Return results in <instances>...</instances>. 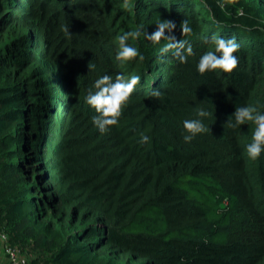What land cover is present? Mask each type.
I'll use <instances>...</instances> for the list:
<instances>
[{
    "label": "trees",
    "instance_id": "16d2710c",
    "mask_svg": "<svg viewBox=\"0 0 264 264\" xmlns=\"http://www.w3.org/2000/svg\"><path fill=\"white\" fill-rule=\"evenodd\" d=\"M124 2L0 0L3 247L24 264H264V151L247 155L253 123L226 125L237 106L264 114V0ZM161 20L187 63L145 38ZM136 30L143 61L116 60ZM214 35L236 40L239 64L201 75ZM106 74L141 80L101 134L85 97ZM186 119L206 131L186 142Z\"/></svg>",
    "mask_w": 264,
    "mask_h": 264
},
{
    "label": "clouds",
    "instance_id": "9594fccd",
    "mask_svg": "<svg viewBox=\"0 0 264 264\" xmlns=\"http://www.w3.org/2000/svg\"><path fill=\"white\" fill-rule=\"evenodd\" d=\"M127 0L124 2V7H127ZM176 28L175 22L171 20H161L156 24V30L151 34L146 33L145 38L152 44H159L162 40L167 43L160 49L161 53L171 51L173 56L181 63H187L188 56L193 54V49L187 40L180 39L177 41L174 35H171ZM182 36L190 35L191 27L187 20L182 21L181 25ZM169 33V35H166ZM141 31H129L118 36V50L116 60L127 62L139 58L143 61L136 47L131 46L129 39L136 40L141 36ZM211 44L214 45V51H207L201 55L197 63V71L203 75L206 72L221 70L224 73L233 72L239 64V60L234 53L239 50L240 45L233 39H224L223 37L212 36ZM139 75H131L125 77L122 74H117L115 80L111 75H103L94 82L95 91H89L85 97V102L95 109L96 116L92 117V123L101 132L106 133L111 127L116 126L119 118L122 115L123 106L129 101L132 93L136 90V86L140 83ZM151 95L160 97L159 90H153ZM196 114L200 118L212 116V113L203 109L197 108ZM246 122H251L255 125L252 132L251 142L246 146V152L250 159L256 160L264 151V114L260 113L256 107L252 105L237 106L235 112L229 117L227 127L236 129ZM184 129L190 133V136H185V141H190L191 137L206 131L202 119H186L183 121ZM149 142L147 135H140V144Z\"/></svg>",
    "mask_w": 264,
    "mask_h": 264
},
{
    "label": "built area",
    "instance_id": "2783aa9c",
    "mask_svg": "<svg viewBox=\"0 0 264 264\" xmlns=\"http://www.w3.org/2000/svg\"><path fill=\"white\" fill-rule=\"evenodd\" d=\"M0 240H3V237L0 236ZM4 253L7 257V264H24V257L20 256L14 249L8 247H3Z\"/></svg>",
    "mask_w": 264,
    "mask_h": 264
},
{
    "label": "crops",
    "instance_id": "0c3cea01",
    "mask_svg": "<svg viewBox=\"0 0 264 264\" xmlns=\"http://www.w3.org/2000/svg\"><path fill=\"white\" fill-rule=\"evenodd\" d=\"M0 264H7V257L3 250L2 241L0 240Z\"/></svg>",
    "mask_w": 264,
    "mask_h": 264
},
{
    "label": "water",
    "instance_id": "95a60500",
    "mask_svg": "<svg viewBox=\"0 0 264 264\" xmlns=\"http://www.w3.org/2000/svg\"><path fill=\"white\" fill-rule=\"evenodd\" d=\"M220 207H222V204H221V206Z\"/></svg>",
    "mask_w": 264,
    "mask_h": 264
},
{
    "label": "rangeland",
    "instance_id": "374dc122",
    "mask_svg": "<svg viewBox=\"0 0 264 264\" xmlns=\"http://www.w3.org/2000/svg\"><path fill=\"white\" fill-rule=\"evenodd\" d=\"M224 203V202H223Z\"/></svg>",
    "mask_w": 264,
    "mask_h": 264
}]
</instances>
